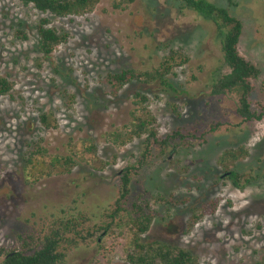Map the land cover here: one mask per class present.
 <instances>
[{"label": "rangeland", "instance_id": "obj_1", "mask_svg": "<svg viewBox=\"0 0 264 264\" xmlns=\"http://www.w3.org/2000/svg\"><path fill=\"white\" fill-rule=\"evenodd\" d=\"M122 1L99 0L90 14L57 18L18 0H0V77L14 84L0 97V246L12 249L20 236L76 219L86 230L64 264H130L137 229L127 219L107 232L99 227L110 222L122 171L143 152L142 139L121 147L109 138L128 125L140 92L149 98L161 138L179 129L206 139L200 145L191 137L188 147L166 157L154 151L135 177L131 201H148L154 213L143 242L191 251L199 264H264V118L235 127L241 120L236 95H211L214 81L228 72L215 25L182 9L179 0ZM207 1L243 23L239 52L262 72L252 81L251 107L264 113V0H232L234 6ZM43 18L69 34L48 59L37 51L36 26ZM172 49L189 58L169 77L175 92L134 82L111 95L109 74L155 71ZM44 113L56 128L42 125ZM212 126H218L213 133ZM40 138L49 155L73 156L69 173L27 178L24 156ZM242 146L248 155L229 170L255 181L238 190L222 178L219 158ZM169 198L183 203L169 205ZM213 200L215 214H203ZM194 210L201 218L190 228Z\"/></svg>", "mask_w": 264, "mask_h": 264}, {"label": "trees", "instance_id": "obj_2", "mask_svg": "<svg viewBox=\"0 0 264 264\" xmlns=\"http://www.w3.org/2000/svg\"><path fill=\"white\" fill-rule=\"evenodd\" d=\"M25 7L33 6L34 9L43 14H51L57 18L70 16H83L92 13L99 0H18ZM182 9H187L204 21L215 25L217 36L220 40L223 53L224 64L228 72L220 75L211 86V95L214 97L235 94L238 99L236 114L240 117V123L235 127L244 124L259 122L264 118V113H257L251 107V94L254 87L253 80H258L262 74L259 67L247 61L239 52V42L243 33V23L232 16L227 9L217 7L207 0H179ZM230 5L235 4L228 0ZM123 4L130 5L135 0H123ZM121 6V5H119ZM51 21L43 18L36 26L38 35L37 51L45 58H50L54 51L61 45L69 41V34L59 32L54 27H50ZM20 39L28 40L27 34L21 30L17 31ZM189 62V58L181 49L170 50L164 57L158 69L152 72L137 71L134 69L124 70L117 74H109L106 83L110 93L114 97L127 85L139 82L148 86H160L165 92H175V88L169 81V77L175 75V70L181 68ZM14 88V84L8 79L0 77V97L9 95ZM134 109L131 120L121 130L110 133L111 142L118 146H126L135 139L143 140V152L135 164L128 165L120 178L119 196L114 203L113 209L107 218L110 222L106 228L99 229L107 232L111 227H121L124 220L132 224L133 229H137L134 247L136 255H129L130 264H199L198 258L191 252L182 248L173 247L164 243H144L142 236L146 234L154 220V213L150 209L148 201L146 204L139 201H131L132 185L136 176L143 169L148 167L157 151L159 157H166L175 153L179 148H185V142L189 139L199 141L200 145L206 143L205 134L196 137L192 133L185 135L181 130L172 132L165 137H160L157 120L149 109V98L143 93L135 94ZM177 113L176 108H173ZM40 121L46 129L56 128V120L49 114H41ZM218 126H212L211 133L217 130ZM210 133H206L208 135ZM44 139L40 138L29 145V151L24 156L25 173L27 178L34 182H39L45 178L53 176L55 173H69L76 162L73 156L62 157L60 155H49V151L43 146ZM191 144V143H188ZM193 145L191 144V148ZM248 151L245 147L229 149L221 155L219 163L225 169L226 177L232 186L238 190H244L250 186L255 177H244L237 170L230 169L240 159L245 158ZM142 196V195H141ZM168 204L176 206L179 203L174 199H167ZM143 202V203H142ZM177 205V206H178ZM218 201L213 200L203 205L205 215H213L216 212ZM190 228H193L200 216L192 212ZM84 221H82L83 223ZM76 220L71 219L62 222L60 226H50L47 231L37 234H29L19 237V245L7 250L0 246V264H64L68 252L79 247V240L83 237L85 228ZM88 229V228H87ZM88 232V231H87ZM90 236L91 234L88 233ZM99 238L95 242H98Z\"/></svg>", "mask_w": 264, "mask_h": 264}, {"label": "water", "instance_id": "obj_3", "mask_svg": "<svg viewBox=\"0 0 264 264\" xmlns=\"http://www.w3.org/2000/svg\"><path fill=\"white\" fill-rule=\"evenodd\" d=\"M226 177V174L222 176V178H225Z\"/></svg>", "mask_w": 264, "mask_h": 264}]
</instances>
